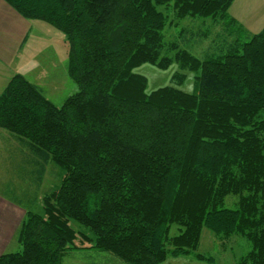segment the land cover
Wrapping results in <instances>:
<instances>
[{"label":"trees","instance_id":"trees-1","mask_svg":"<svg viewBox=\"0 0 264 264\" xmlns=\"http://www.w3.org/2000/svg\"><path fill=\"white\" fill-rule=\"evenodd\" d=\"M4 1L67 37L80 90L57 108L16 75L0 96V130L36 161L32 181L41 187L51 162L65 173L43 213H26L21 251L0 264H62L86 250L124 264H217L198 253L204 230L247 241L237 264H264V29L250 34L230 15L236 0ZM209 20L223 33L200 59L189 46L210 37ZM166 29L179 30L173 41ZM144 64L177 65L178 84L193 73L198 93H147L135 73Z\"/></svg>","mask_w":264,"mask_h":264},{"label":"rangeland","instance_id":"rangeland-1","mask_svg":"<svg viewBox=\"0 0 264 264\" xmlns=\"http://www.w3.org/2000/svg\"><path fill=\"white\" fill-rule=\"evenodd\" d=\"M164 11V9L162 10ZM230 15L235 17L241 24L253 34H258L264 28V0L259 4H248L247 0L235 1L230 8ZM209 20V29L212 31L208 39L201 38L197 42L190 44L192 53L200 59L205 56L216 53L219 45V36L223 33L222 29L214 28L212 21ZM35 31L29 34L27 44L24 46L23 52L19 56L18 66L21 67L26 79L38 86L48 101L53 103L57 108H61L65 102L79 92V86L70 78L68 73L70 44L67 37L55 29L54 27L40 21H30ZM201 21H191L186 19L182 26H186L190 30H199ZM179 30L166 29L165 36L167 41H173L174 36ZM197 35V33L195 32ZM224 36V34H223ZM243 39L245 35H239ZM197 35V39H198ZM216 45V47H215ZM135 73L144 76L148 80L147 93H152L163 87H173L184 93L193 95L198 93L195 76L191 72H184L186 79L183 83L178 84L174 79V75L181 73L177 65L172 66L169 70H162L150 64L136 68ZM183 73V72H182ZM7 174V173H6ZM5 174V175H6ZM64 171L51 164L47 167L44 184L40 190L39 197L49 196L55 192L61 185L64 178ZM18 187L22 184L21 170H18ZM6 176L3 175L4 183H0V193L9 197L11 185L6 182ZM231 201L229 206L234 205ZM43 204L41 202L32 211L35 213H43ZM72 227L76 231L84 230L78 224L72 223ZM85 232V231H84ZM176 234V228L173 229L171 235ZM15 241L7 254L21 251L20 244ZM19 242V238H18ZM88 247V244H87ZM250 250L247 241L235 237L225 244L216 240L215 236L208 230L203 231L201 245L198 250L199 254L213 257L217 264H237ZM65 256L62 264H124L116 257L108 253L97 251H71ZM1 257V256H0ZM165 264H205L198 262L194 257H181L178 259L170 258Z\"/></svg>","mask_w":264,"mask_h":264},{"label":"crops","instance_id":"crops-1","mask_svg":"<svg viewBox=\"0 0 264 264\" xmlns=\"http://www.w3.org/2000/svg\"><path fill=\"white\" fill-rule=\"evenodd\" d=\"M247 1L248 4H259L262 0ZM30 21L35 20L22 18L4 0H0V96L13 77L24 76L18 62L19 56L27 44L29 34H33L35 31ZM237 21L241 24L239 19ZM244 29L253 34L245 27ZM51 164L52 162L49 165ZM19 169L21 170L22 184L17 189ZM37 173L36 161L19 143V139L0 130V183H4L2 179L4 175L8 177L6 182L11 185L9 197L0 193V256L7 254L15 241L18 245L19 232L26 213L32 211L40 202L43 203L45 196L39 197V194L47 169L41 187L32 181L34 178L37 179Z\"/></svg>","mask_w":264,"mask_h":264}]
</instances>
